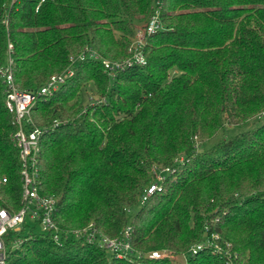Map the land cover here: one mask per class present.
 Returning a JSON list of instances; mask_svg holds the SVG:
<instances>
[{"label":"trees","instance_id":"16d2710c","mask_svg":"<svg viewBox=\"0 0 264 264\" xmlns=\"http://www.w3.org/2000/svg\"><path fill=\"white\" fill-rule=\"evenodd\" d=\"M156 1L0 0V67L12 43L15 84L35 94L32 118L49 129L39 189L57 198L62 235L92 225L114 239L130 227L135 251L120 259L83 239L58 244L26 220L6 236L7 264H264V125L195 148L264 113V0H162L146 65L113 79L86 58L53 96H37L87 46L129 57ZM87 85L98 100L84 108ZM15 130L0 79V208L11 212L22 207ZM159 168L161 189L140 203ZM209 239L224 252L190 253ZM153 251L172 257L150 260Z\"/></svg>","mask_w":264,"mask_h":264},{"label":"built area","instance_id":"2783aa9c","mask_svg":"<svg viewBox=\"0 0 264 264\" xmlns=\"http://www.w3.org/2000/svg\"><path fill=\"white\" fill-rule=\"evenodd\" d=\"M45 1V0H42ZM161 1L155 3V10L146 25L137 28L135 38L128 52L129 57L124 60H111L102 57L91 47H85L78 56L70 58V65L61 73L53 74L47 83L37 92V96L49 98L53 96L59 88L64 85L74 75V65L86 58L98 61L103 67L104 73L110 78H115L120 72L135 66H144L147 63L145 48L150 37L164 29L161 20ZM7 24V21H4ZM14 47L8 44V62L0 67V79L4 86L6 97V107L12 115V124L15 127L13 142L19 151L20 176L22 182L21 202L22 207L17 212H11L5 208H0V264H7L8 247L6 236L9 232H20L26 220L39 224L42 232L48 233L53 240L61 244L62 239L73 238L83 239L87 244H94L106 249L116 258H128L135 253L131 243V228L128 227L121 238H109L102 236L92 228V225L81 230L72 231L62 235L55 219L57 210V198L46 196L40 193V156L42 152V138L49 132L47 128L38 127L32 118V109L35 105V94L17 88L12 72V53ZM58 122L55 121L54 125ZM159 179V180H158ZM152 184L141 198V203L149 199L156 191L161 189L162 177ZM7 179L3 180L6 183ZM214 240L219 239L218 235H212ZM25 239L14 238L11 242L12 248H19ZM211 247L214 253L221 254L223 248L212 241L194 246L190 253L194 256L199 251ZM228 252V251H227ZM150 260H160L165 257H172L166 252L153 251L147 256ZM177 258V257H176ZM174 258V259H176ZM184 259L187 264L186 257Z\"/></svg>","mask_w":264,"mask_h":264},{"label":"rangeland","instance_id":"374dc122","mask_svg":"<svg viewBox=\"0 0 264 264\" xmlns=\"http://www.w3.org/2000/svg\"><path fill=\"white\" fill-rule=\"evenodd\" d=\"M82 96H83L82 105H83L84 108H86L88 105H90V104H92V103H94V102H96L98 100V95L94 91L93 87L90 86V85L86 86V88L83 91V95ZM262 125H264V113H262L261 115L249 120L243 126H231V125H228L226 127L227 130L225 132H223V133L221 132L220 134H218L213 140H211L209 142H206V143L196 142L195 148L198 151L208 150L215 143L220 142V141L224 140L225 138L233 137V136H235V135H237V134H239L241 132H244V131L252 129V128L260 127ZM164 171L165 170H163L162 168H159L157 170L156 178L158 179V177H162L164 179V176H165V172ZM140 203H141V200H140ZM138 207H139V205L133 207V209L128 212V216L127 217H128L129 220L133 217L134 213L138 210ZM35 232L36 233H42V229L40 227L36 226ZM209 241H212V240L209 239ZM175 261H176L177 264H186L184 256H178L175 259Z\"/></svg>","mask_w":264,"mask_h":264}]
</instances>
